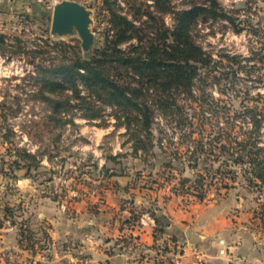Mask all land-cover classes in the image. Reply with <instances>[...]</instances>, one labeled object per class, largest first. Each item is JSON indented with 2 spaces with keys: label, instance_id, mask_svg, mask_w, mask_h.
<instances>
[{
  "label": "rangeland",
  "instance_id": "rangeland-1",
  "mask_svg": "<svg viewBox=\"0 0 264 264\" xmlns=\"http://www.w3.org/2000/svg\"><path fill=\"white\" fill-rule=\"evenodd\" d=\"M79 1L93 12L91 28L96 36L94 53V50L102 46L105 41L109 16L103 9L102 0ZM116 1L125 7L124 12L131 19H136L133 16L134 9L130 8L129 3H134L135 6L152 5L154 0ZM189 1L174 0V4L178 8H184L190 5ZM197 1L208 3L209 0ZM217 1L235 19V26L225 20L201 21L194 35L197 43L206 52L211 53L216 61L221 62L219 65H222L221 71H230V75L216 72L220 79L208 77L205 84L195 87V93L201 96L205 91L209 99L218 100L216 107L222 116L220 125L225 126L227 119L230 118V112L241 110L244 101L256 105L258 93H264L262 83L256 82L258 76L264 75V0ZM21 11L24 10L11 9L8 14H0V33L7 36V43L14 44L15 38H20L22 44L32 50L38 49V44L43 43L42 37H44L52 41L78 42L80 46L81 41L77 36L58 40L52 38L50 34L52 9L51 11L49 9V15L45 20L38 18L39 11L31 8L25 10V14L37 17V24L15 14ZM164 19L167 25H172L173 20L169 14L164 15ZM38 24L48 29V33H43ZM225 54L241 56L240 64L245 66L240 67L230 62L224 56ZM52 55L57 56L56 53ZM8 56H11V53H6V56L0 55V264H117L115 258L118 248L114 247L115 241L112 242V246L103 244L98 246L101 250L94 255L91 253L93 256L81 245V247L73 245L42 247L40 244L27 245L25 241L22 245L21 238L18 236H20L19 230L21 223H24V212L28 210L29 202V194L21 182L23 179H29L30 182L27 184L38 190H45L48 185H58L57 198L58 196L64 198L67 191L73 189H79L81 194L83 185L87 189L95 188L97 184L92 182L95 178L93 172L95 168L101 170L104 175L110 173L133 175L139 187L154 191L169 188L171 193L182 196L186 204L192 199H198L193 184L198 174L204 178L202 188H198L200 193L205 192L204 199L211 194L218 196L227 190L222 184L223 176L220 173L211 176L202 166L198 168L188 166L187 151L192 150L202 138L207 149L202 158L206 159L207 167L213 165L215 169L221 168L220 165L226 158L224 156L216 160V156L222 152L221 144L212 141L218 137L217 123L214 120L212 126H202V113L196 102H185L179 98L185 113L194 116V125L190 126L189 130L188 128L175 129L174 120L166 119L160 113H156L153 129L157 146L152 149L148 157L142 155V152H139L142 155L139 157L133 154V144L128 139L129 135L125 134L126 129L123 126H115V108L104 107L101 117L94 119H87L81 111H78L73 117L75 125L58 126L56 121L51 119L48 103L34 96L41 84L35 78L37 74L36 67L31 62L32 55L21 53L14 54L11 58H7ZM49 60L46 61V65H49L51 61ZM252 65L256 68H252ZM233 70L238 73L235 78L232 75ZM94 104L97 107L102 106L99 101H95ZM66 118L69 119L70 116L67 115ZM190 131L191 137L186 138L185 135L190 134ZM223 133L221 143L228 145L230 136L227 133H230V126ZM159 139L162 144L158 142ZM260 139L264 145V126ZM209 149H212L211 155L207 154L211 151ZM24 151L42 159L41 166L37 170L32 169L30 174L26 168L10 167L14 161H19L18 154ZM176 152L177 157H180L177 161H182L186 165L183 171L164 167L163 161L175 156ZM117 155L122 156L116 161L107 160V157ZM20 164L23 165L22 162ZM228 169L230 168L223 165L221 172ZM234 169L238 172L237 178L233 181L228 180L230 185L228 190L231 197H236L243 209L250 214L245 231L256 244V251L252 257L235 256L231 258L233 262L230 264H264V228L259 219V213L262 212L261 205L264 204V192L260 191L259 186L248 182L247 176L239 166H234ZM182 177H188L192 183L188 182L183 187ZM48 182L50 184H47ZM189 185L192 187L187 191ZM47 191L50 193L52 189ZM7 207L15 209L16 224H12V220L5 217ZM156 209H150L149 215L150 211L157 213ZM140 213L136 214L135 218ZM140 257L141 255L135 260L125 257L122 264H138ZM170 264L174 263L170 262Z\"/></svg>",
  "mask_w": 264,
  "mask_h": 264
},
{
  "label": "trees",
  "instance_id": "trees-1",
  "mask_svg": "<svg viewBox=\"0 0 264 264\" xmlns=\"http://www.w3.org/2000/svg\"><path fill=\"white\" fill-rule=\"evenodd\" d=\"M102 2L103 9L109 16L108 25L105 41L94 50L92 57L86 58L83 55L78 42L52 41L42 37L43 43L38 44V49L30 50L22 44L20 38H15L14 44L7 43V36L3 33H0V55L6 56L8 52L11 56L7 58L21 53L32 55L31 62L35 65L37 74L35 78L41 84L34 96L48 103L51 119L55 120L58 126L75 125L73 117L78 111H81L85 118L94 119L101 117L104 107L115 108V126H123L126 129L125 134L129 135L128 139L133 144V154L139 157L143 154L148 157L157 146L153 129L156 113L174 120L175 129L189 130L190 126L194 125V116L185 113L179 98L185 102H196L201 109L202 126L210 127L214 120L217 123L218 137L212 141L221 144L222 152L216 156V160L225 156L220 166L222 168L225 165L230 169L221 172V168L215 169L213 165H205L206 159L202 156L207 149L203 138L198 140L192 150L187 151L188 166H202L211 176L220 173L223 176L222 184L227 190L230 187L228 180L237 178L238 172L234 166H239L247 176L248 182L259 186L260 191L264 192V145L260 139L264 126V93H258L256 105L244 101L241 110L230 112L225 126L220 125L222 116L217 111L218 100L209 99L204 90L201 96L195 93V87L205 84L208 77L220 79L216 72L220 71L222 75L229 76L230 71H221V62L216 61L211 53L206 52L197 43L194 33L201 21L225 20L235 26V19L217 0H209L208 3L190 0V5L184 8L176 7L174 0H154L152 5L140 6L129 3L130 8L134 9L133 16L138 20L131 19L124 12L125 7L116 0ZM38 13L40 20H45L48 16L45 12ZM168 14L173 20L171 26L165 23L164 15ZM20 17L34 24L38 23L36 16L22 13ZM38 25L43 33H48V29ZM52 53L57 56L54 57ZM224 56L240 67L245 66L240 64L241 56ZM48 60L50 63L46 65ZM247 60L250 61L249 58ZM252 68L255 69L256 66L252 65ZM237 74L232 71L234 78ZM256 80L264 87V75L258 76ZM95 101H99L103 107H97ZM67 115L70 116L69 119H65ZM229 126L230 133L227 134L230 136V142L228 145L222 144L223 132ZM190 135L191 131L185 137H191ZM158 142L162 144L161 139ZM209 150L211 151L207 154L211 155L212 149ZM139 152H142V155ZM177 154L176 152L175 156L164 160V167L183 171L186 165L177 161L180 160ZM18 155L19 161H14L10 167L26 168L30 174L32 169L37 170L41 166L42 159L30 152L24 151ZM121 156L107 157V160L116 161ZM203 179V176L198 174L193 182L199 200L205 198V192L198 191V188L203 186ZM188 182H191V179L182 177L183 187ZM191 187L192 185H189L187 191ZM261 206L259 219L264 228V204ZM150 215L161 227L155 230L156 233L163 232L162 218L153 211H150ZM5 217L12 220V224H16L15 209L7 207ZM23 222L20 228V243L23 245L25 241L30 246L40 244L46 247L48 244L39 243L26 221Z\"/></svg>",
  "mask_w": 264,
  "mask_h": 264
},
{
  "label": "crops",
  "instance_id": "crops-1",
  "mask_svg": "<svg viewBox=\"0 0 264 264\" xmlns=\"http://www.w3.org/2000/svg\"><path fill=\"white\" fill-rule=\"evenodd\" d=\"M58 1L0 0V14L19 8L24 11L15 13L18 16L30 8L48 14ZM93 172L95 188L83 185L81 194L73 189L64 198L51 196L58 185L38 190L27 184L29 179L21 180L29 194L26 225L39 243L52 247L81 245L93 256L101 250L98 246L115 241L117 264L125 257L135 260L140 255L138 264H170L179 250L180 264H198L197 256L204 264H230L235 256L254 255L256 244L245 231L250 214L231 197L230 190L186 204L169 188L154 191L137 186L133 175H104L96 168ZM152 208H157L164 222L163 232L155 231L161 227L150 219Z\"/></svg>",
  "mask_w": 264,
  "mask_h": 264
},
{
  "label": "water",
  "instance_id": "water-1",
  "mask_svg": "<svg viewBox=\"0 0 264 264\" xmlns=\"http://www.w3.org/2000/svg\"><path fill=\"white\" fill-rule=\"evenodd\" d=\"M93 12L75 0H61L53 5L50 15V34L54 40L78 37L86 58L93 56L96 36L92 31Z\"/></svg>",
  "mask_w": 264,
  "mask_h": 264
},
{
  "label": "built area",
  "instance_id": "built-area-1",
  "mask_svg": "<svg viewBox=\"0 0 264 264\" xmlns=\"http://www.w3.org/2000/svg\"><path fill=\"white\" fill-rule=\"evenodd\" d=\"M52 7V6H51ZM57 194V191H53L51 193L52 197H55ZM152 222H154V218H150ZM181 256V252L180 250L176 252V255L174 257L171 258V262H173L174 264H180L179 258ZM231 262H233V260H230ZM197 263L198 264H204L203 259L200 256H197Z\"/></svg>",
  "mask_w": 264,
  "mask_h": 264
}]
</instances>
